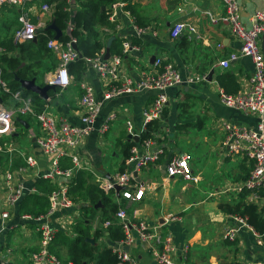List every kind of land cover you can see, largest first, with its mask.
I'll return each mask as SVG.
<instances>
[{
	"label": "crops",
	"instance_id": "crops-1",
	"mask_svg": "<svg viewBox=\"0 0 264 264\" xmlns=\"http://www.w3.org/2000/svg\"><path fill=\"white\" fill-rule=\"evenodd\" d=\"M42 2V4L46 3L44 0ZM118 3H123L124 7L117 10L116 24L112 23L115 30L101 27L100 31L104 33L103 41L106 42V46L112 37L120 36L122 40L126 38L132 45L139 48V51L124 57V66L130 75L139 78L143 73L154 72L153 64L159 57L171 61L184 77L209 74L214 71L212 82L184 84L168 91L169 104L165 109L163 120L158 121L160 132H152V135L154 133L164 135L163 138H158L157 146L154 147V149L161 147L164 153L156 164L150 165L138 174L141 185L146 189L145 198L131 205L128 209L129 215L134 220L140 219L154 225L163 223L170 216L181 219L180 222H171L165 227L167 234L174 237L177 250L174 256L176 264H252L255 261H264V241L254 231H242L235 243H228L224 240V231L233 215L222 211L221 205L237 200L238 194H223L222 192L244 181L251 172L252 162L247 156L227 154L223 145L226 135L223 124L233 123L256 128L258 123L255 116L227 108L219 100L218 91L221 89L218 81L219 75L232 73L236 78V84L239 85V91H242L248 89L254 73L253 62L248 57L233 61L227 69L218 65L220 60L227 59L230 54L240 52L242 45L241 41L232 34L230 25L213 22L227 15L225 5L218 0H130V2L117 0L107 10H112V6ZM239 3L240 20L249 28L255 12H264V0H240ZM129 5L134 7V13L128 9ZM72 6L75 7V4ZM47 14H42V16L45 17ZM51 17L52 24L53 14ZM179 22L194 27L196 33L186 31L178 40H173L170 37V29ZM134 26L147 29V31L139 37ZM263 36L259 44L264 52ZM134 41H139V44H134ZM8 56H13V52H8ZM35 79L37 81L39 76ZM81 81L91 84L96 90L97 98L102 100L103 87L91 68H87ZM80 82L78 83L75 79L67 88L55 87L54 90H50L48 92L50 101L40 96V100L34 102V95L28 96L33 99L36 109L40 106H42L41 110L48 107L55 115L65 117L71 124L78 125L80 123L79 105L83 95ZM156 96V92L148 91L124 95L105 102L98 125L100 126L111 113L120 112L117 131L111 137L118 138L119 132H121L119 140H123L125 136V141L120 145L117 144L119 150H114L113 153V159H117L116 162L111 163L114 171L104 169V162L107 159L104 148L107 144L99 138L98 134H93L77 149V155L83 163V170H80L74 177V184L82 180L85 186H97L96 177H110L123 172L121 171L125 160L123 146L127 142H132L126 130L127 117L133 119L135 129L139 130L143 122L144 109L146 105L154 101ZM9 100L14 99L9 98ZM0 102L8 109L16 105V102H12L8 106L1 97ZM181 105H184L183 109ZM183 112L185 116L182 115ZM24 120L27 126L20 123L23 126L21 128L17 126V122L15 133L11 136H0L2 147L0 153L5 150L9 152V158L5 162L2 157L4 155L0 154V167L9 166L7 170L18 169L25 165L24 160L28 157H25L26 153L33 152L30 155H35L38 161L36 171L42 173L49 167L36 144L35 136L38 135L39 129L32 131L29 120ZM110 123L107 134L111 131ZM193 129L197 131H192ZM198 129H205V131ZM19 130L28 132L27 138L30 139L31 144L27 143V146L23 148L19 145ZM13 137L15 140L12 139ZM176 138L185 141L186 145L194 146L196 150H201L204 164L197 167L195 155L190 148L188 152H184L173 147V143L176 144ZM2 140L3 143H1ZM135 143L134 146H139L137 140ZM140 151L144 152L143 149ZM19 152L23 153L24 160L21 156H17L20 155ZM183 154L191 156V167L194 174L200 177L198 184L177 178H165V168L169 159L174 155ZM72 166L71 158H63L62 168L68 169ZM39 181H45L51 187L48 196L60 184L58 181L42 180L39 176L33 178L29 175L24 185L28 190L33 188L35 190L33 194H41L36 187ZM179 181L186 184L181 186L178 192H174L173 188ZM72 192L70 187V193ZM5 193L0 183V229L1 214L4 210L2 201ZM113 195L118 199L117 191ZM23 200L11 209V217L5 221L6 230L1 233L0 264H2L3 254H8V264H34L31 261V255L39 250L40 235L36 232L34 223L22 219V215L26 214L21 213ZM82 204L91 205L89 201L77 204L74 202L73 208L56 213L50 221L52 226L60 228L51 247L64 262L71 261L68 259L67 247L59 242V235L70 239L76 237L75 225L83 217ZM112 204L117 205L118 200ZM90 220L93 223L92 234L94 235L102 220L101 212ZM107 237L108 233H105L95 245L101 246L102 244L98 243L105 242L108 247H111L112 241ZM5 249L6 251L3 252ZM132 253L137 256L139 264H156L150 254L144 250L135 248Z\"/></svg>",
	"mask_w": 264,
	"mask_h": 264
},
{
	"label": "built area",
	"instance_id": "built-area-1",
	"mask_svg": "<svg viewBox=\"0 0 264 264\" xmlns=\"http://www.w3.org/2000/svg\"><path fill=\"white\" fill-rule=\"evenodd\" d=\"M36 1L39 0H0V8L5 6L22 8L18 18L20 26L12 39L15 45L38 41L40 34H44V24L39 21L33 22L31 13L34 15L38 11L41 14L50 13L51 5L44 3L40 9L33 6L28 11L24 10L26 4ZM218 1L225 5L227 15L213 20V22L230 25L232 34L242 43L240 52L230 54L227 59L220 60L218 65L227 69L233 61L242 57L250 58L254 65V73L248 89L239 91L237 94H228L223 89H219V100L227 108L255 116L258 119L256 128L233 123L223 124L226 134L223 145L227 154L247 156L252 162V169L246 180L222 193H237L239 195L247 191L249 192L247 202L257 205L264 214V53L259 44L264 35V12L256 11L251 18L252 24L248 28L240 20V0ZM67 2L69 5H73L75 0H67ZM123 7V3H118L108 11L111 23L116 24L117 10ZM134 28L139 37L147 31L139 26H134ZM73 29V23L69 22L67 33L70 35ZM186 31L196 33L195 28L189 24L176 23L170 29V37L173 40H178ZM76 47L78 48L77 39L72 36L67 41H61L55 37L47 40V48L55 56L57 65L56 70L45 75L44 81L40 85L69 87L75 81L70 67L78 61L84 60L86 66L91 68L98 77L103 87V94L102 100H99L96 90L91 84L86 81L80 82L83 95L80 99V123L78 125L71 124L65 117L55 115L48 107L38 111L33 104V99L26 95L24 90L11 94L16 102L12 109L5 108L4 104L0 102V136H11L15 133L18 118L22 119L23 116L35 118L38 121L40 134L36 139V144L49 167L47 171L42 173L38 171L37 173L38 161L35 155H30L24 160V166L6 170L0 175V183L6 192L2 201L4 210L1 214L0 246L2 243L1 233L6 230L5 221L11 217V209L15 208L26 196L35 192L33 188L26 189L24 185L26 177L29 175L33 178L39 176L42 180L58 181L60 184L48 196L50 207L46 214L40 216L22 215L23 220L35 224V230L40 235L39 250L31 255V261L34 264H73L60 260L51 252V246L60 228L52 226L50 221L56 213L74 207L70 198V183L76 174L83 170V163L77 155V149L93 134L104 135L109 129V123L118 117L120 112H113L100 126L98 125L105 102L124 95L153 91L157 96L152 103L146 105L139 130L135 129L133 119L127 117V134L131 136L132 142L137 140L139 146L132 147L131 156L125 164V170L110 177H96V182L98 188L106 196L115 194L117 187L122 188L117 199L118 209L112 217L114 221L110 220L104 223L105 228L114 224L118 225L124 234L121 241L111 245L118 256V264H139L137 256L132 253L135 248L149 253L156 264H176L174 256L177 250L174 237L167 234L165 227L171 222H180L181 219L170 216L163 223L154 225L148 221L132 219L128 209L132 204L145 198L146 189L141 185L138 174L150 165L156 164L164 153L161 147L154 149L157 146L158 138H163L164 135L154 133V138L141 139L142 135L149 130L150 124L163 120L165 109L169 104L168 91L184 84L206 82L208 74L184 77L171 61L159 57L153 64L154 72L143 73L139 78L134 77L128 73L124 66V56L139 51V48L132 45L126 38H123V55H111L109 59H105V49L95 57H83ZM5 55H8V51L0 45V58ZM1 73L0 70V89L4 93H10L7 83L1 79ZM47 101H50L49 97ZM141 149H143V153L140 151ZM67 157L71 158L73 166L64 169L61 167V162L63 158ZM165 178H177L194 184H198L200 181V177L194 174L191 167V156L187 154L174 155L169 159L165 168ZM244 230L254 231L245 218L233 215L224 231V240L235 243ZM125 247H128L129 251H126ZM8 262L9 260L3 255L2 264H8ZM252 264H264V261H255Z\"/></svg>",
	"mask_w": 264,
	"mask_h": 264
},
{
	"label": "trees",
	"instance_id": "trees-1",
	"mask_svg": "<svg viewBox=\"0 0 264 264\" xmlns=\"http://www.w3.org/2000/svg\"><path fill=\"white\" fill-rule=\"evenodd\" d=\"M44 1L54 7V22L63 32L61 41L69 40L70 36L75 37L78 42V50L83 57H95L99 52L106 49V42L103 41L104 33L100 31V28L107 27L110 30H115L114 24L109 22V10L107 9L117 0H75V7L69 5L67 0ZM124 1L130 2V0ZM103 8H106V10H103ZM128 9H131L134 13L133 6L129 5ZM69 22H72L74 25V29L70 35L67 33ZM44 34H40L37 42L20 45H15L12 39L0 42V45L4 46L8 52H13V56L5 55L0 58L1 79L7 83L8 89L10 90V93H4L3 90L0 89V97L2 100H5L6 97L9 98L12 93L19 90H24L26 95H34V102L40 100V96L23 89L20 81L32 80L42 75L39 69L46 56L50 61L45 71H51L56 68V60L54 61L52 56L46 55L50 53L46 46L47 40L55 37V32L53 30H45ZM134 44H139V41H134ZM122 51L123 40L120 36H116L110 47L111 55L122 56ZM28 61H30V63H27ZM87 68L84 60H80L70 67V71L75 76L78 83L82 80ZM16 76L19 77V80L16 79ZM218 81L221 89H224L226 93L237 94L239 92V85L236 84V78L232 73L219 75ZM228 86L232 87L229 88ZM181 106L183 109L184 105ZM41 108L42 106L38 108V111H40ZM182 115L185 116V113L183 112ZM17 126L23 128L20 123H17ZM153 131L160 132V124L158 121L150 124L149 130L142 135V140L152 138ZM8 139L11 140V138ZM12 139L15 140L14 137ZM1 143H3V140ZM135 144V142H127L124 144L123 153L125 160L121 171H124V164L130 158L131 149ZM74 183L75 180L70 184L71 190H77L80 193V200L84 202L89 201L91 205L86 206L82 204L81 206V214H83V217L81 220L79 219L75 225V238L70 239L59 235L60 244L66 246L68 249L69 261L73 264H118V256L112 247L92 245L86 241L87 238L93 237L95 242H98L99 238L104 236L105 233H108L107 238L112 241V244H116L124 238L122 229L118 225L114 224L107 228L104 227L106 221H114L111 216L116 213L117 205L112 204L111 199H109L98 186L87 185L84 187L85 182L82 180H79L76 184ZM36 187L41 194L37 193L26 196L23 200L21 213L33 216H40L47 213L50 207L48 194L51 191V187L45 181H39ZM248 193L249 192L245 191L237 195V200L221 205V210L227 214L238 215L245 218L248 225H250L254 232L264 241V214L257 205L247 202ZM98 203H101V207L96 209L95 206ZM102 205L105 207L103 208ZM98 212H101L102 220L100 221V226L93 235V223L90 219L94 218ZM51 252H54L53 254L60 257L52 247Z\"/></svg>",
	"mask_w": 264,
	"mask_h": 264
},
{
	"label": "rangeland",
	"instance_id": "rangeland-1",
	"mask_svg": "<svg viewBox=\"0 0 264 264\" xmlns=\"http://www.w3.org/2000/svg\"><path fill=\"white\" fill-rule=\"evenodd\" d=\"M42 3H43L42 0H39V1H36L34 3L26 4L24 6V10L28 11L33 6L37 7L38 9H40ZM53 8H54L53 5H51V12H50L51 14H47L45 17H43L42 14L39 13V11L35 15L33 13H31L32 21L33 22H37V21L41 22L42 24H44V30H46L51 25V19H52L51 15L53 14ZM21 9L22 8H17V7L11 8V7H8V6L2 7L0 9V42L3 41V40L5 41V40L13 39L15 31L20 26L18 18H19ZM46 46H47V44H46ZM46 55L52 56L54 61H55V56L51 52L47 53ZM49 61H50L49 58L46 56V58H44L43 62L40 65V69L39 70L41 71L42 75H39V79L37 80L38 84L43 83V81H44L43 75H48L50 72L53 71V70L45 71V68L48 67ZM27 63H30V61H28ZM9 98H12V95H10ZM9 98L8 97L5 98L6 104L8 106L11 105L12 102H15L14 100L13 101L9 100ZM118 116L119 117H118V119L116 121H114V122L112 121L110 123L111 131L109 132V134L106 133L104 135H99V138L103 139L105 144H107L106 147L104 148V153L107 156V159H105V162H104V169H106L107 171H110V172L114 171V167L112 166L111 163L117 161V159H115V160L113 159L114 150H119L117 147H119V145L122 144L123 141H125V136H124L123 140H119L120 137H121V132H119V137L118 138L113 139L111 137V135H113L117 131V125L119 124V118L121 117V114L118 115ZM23 118L26 119V120H29L31 128H32V131H36V130L39 129L38 121L35 118H32L31 116H23ZM195 129H193L192 131H197ZM198 130H200V131L203 130V132L205 131V129H198ZM19 134H20V138L18 140V143H19V145L22 148L24 146H27L26 145L27 143L31 144L30 139L27 138L28 137V132H25L23 130H19ZM39 136H40V134L38 132V135H36L35 138L37 139V138H39ZM173 140L175 141V135L174 134H173ZM117 144H119V145H117ZM3 146L5 147L4 144H3ZM173 147H175L176 149H179L178 151L182 150L184 152H188V149L190 148L191 149L190 151L192 153H194V155H195V158H196L195 159V163H196L197 167L201 166L202 164H204V158H203L202 151L201 150H196L194 146L186 145L185 141H181V140L176 138V144L173 143ZM0 154H3L5 156V157L2 156L3 157V162H5V160L7 158H9V152H7L6 150L3 151ZM19 154L20 155H17L18 157L19 156H21V157L23 156L22 152H19ZM30 154H33V152L32 153H26L25 157L26 156L30 157ZM21 159L24 160L23 157ZM8 167L9 166L0 167V175L4 171H6L8 169ZM71 182H72V180H71ZM89 182L91 183V181H89ZM184 184H186V183L179 181L174 186L173 191L174 192H178L179 189L181 188V186H183ZM84 187H85V185H84ZM70 198H71L73 203L74 202L76 204L77 203H85V202H82V200H80V198H81L80 197V193L77 190H74L72 192V194L70 193ZM108 198L111 199L112 202H117V198L113 194L108 196ZM117 209H118V206H117ZM164 235H165V232H164ZM98 244H102L101 245L102 247H108L107 243H105V242L104 243H98ZM5 251H6V249L3 252H5ZM8 253H10V251H8ZM4 256H6V258L8 259V254H5Z\"/></svg>",
	"mask_w": 264,
	"mask_h": 264
},
{
	"label": "water",
	"instance_id": "water-1",
	"mask_svg": "<svg viewBox=\"0 0 264 264\" xmlns=\"http://www.w3.org/2000/svg\"><path fill=\"white\" fill-rule=\"evenodd\" d=\"M106 8H103V10H105ZM46 30H53L55 32V39H61L62 35H63V32L56 26L55 22H53ZM263 39H264V36H263ZM115 40V37H112L109 42H108V45H107V49H106V53H105V59H109L111 57V52H110V47H111V44L112 42ZM37 42V40L35 41ZM76 49H78L76 47ZM264 53V52H263ZM213 75H214V71H211L209 74H208V77H207V81L208 82H212L213 80ZM16 79L19 80V77L16 76ZM21 83V86L22 88H24L25 90L29 91V92H32V93H35V94H38L39 96H42L44 99H48V92L50 90H54L55 89V86H41L39 84H37V81L36 79H32L30 81H20ZM17 122L18 123H21L25 126H27L26 124V121L23 120V119H20L18 118L17 119ZM129 140L131 139V136L128 137ZM122 188L120 187H117L116 188V191L117 193L119 194V192L121 191ZM101 206V203H98L95 208H99ZM87 242L91 243L92 245H95L96 242L93 238H87L86 239ZM125 250L126 251H129V248L128 247H125Z\"/></svg>",
	"mask_w": 264,
	"mask_h": 264
}]
</instances>
